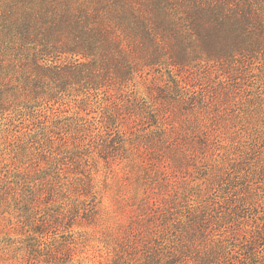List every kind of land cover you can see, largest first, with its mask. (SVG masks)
<instances>
[{
    "label": "rangeland",
    "instance_id": "374dc122",
    "mask_svg": "<svg viewBox=\"0 0 264 264\" xmlns=\"http://www.w3.org/2000/svg\"><path fill=\"white\" fill-rule=\"evenodd\" d=\"M26 4L0 0V24ZM34 31L27 62L80 59L46 57ZM7 42L0 28V264H110L166 201L169 239L196 222L189 264L219 241L240 258L218 263L264 264V57L234 75L134 57L108 86L11 82Z\"/></svg>",
    "mask_w": 264,
    "mask_h": 264
},
{
    "label": "trees",
    "instance_id": "16d2710c",
    "mask_svg": "<svg viewBox=\"0 0 264 264\" xmlns=\"http://www.w3.org/2000/svg\"><path fill=\"white\" fill-rule=\"evenodd\" d=\"M26 5L27 11L8 13L0 24L8 39L4 68L11 82L34 73L41 79L83 77L88 84L108 86L134 57L145 66L190 75L201 69L234 75L264 57V0H27ZM34 29L46 57L71 54L80 59L53 65L27 62L22 55ZM200 208L197 217L207 211L203 203ZM158 209L152 222L131 232L110 264L190 263L189 253L200 247L196 222L169 239L180 218L170 224L167 201ZM255 232L261 235L262 230ZM220 243L212 250L206 247L198 264L239 260L233 252L239 248L236 242L230 250Z\"/></svg>",
    "mask_w": 264,
    "mask_h": 264
}]
</instances>
